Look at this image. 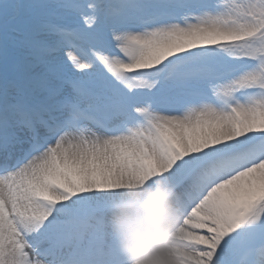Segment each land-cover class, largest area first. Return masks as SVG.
<instances>
[{"label": "snow or ice", "instance_id": "obj_1", "mask_svg": "<svg viewBox=\"0 0 264 264\" xmlns=\"http://www.w3.org/2000/svg\"><path fill=\"white\" fill-rule=\"evenodd\" d=\"M158 181L153 264H264V0H0V264H130Z\"/></svg>", "mask_w": 264, "mask_h": 264}, {"label": "clouds", "instance_id": "obj_2", "mask_svg": "<svg viewBox=\"0 0 264 264\" xmlns=\"http://www.w3.org/2000/svg\"><path fill=\"white\" fill-rule=\"evenodd\" d=\"M180 219L172 190L159 181L146 189L133 208H116L111 214L113 230L130 264H153L156 251L165 244L182 245L174 236Z\"/></svg>", "mask_w": 264, "mask_h": 264}]
</instances>
